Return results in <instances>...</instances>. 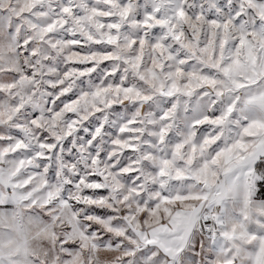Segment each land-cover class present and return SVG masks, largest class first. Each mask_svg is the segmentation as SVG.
Listing matches in <instances>:
<instances>
[{
	"label": "snow or ice",
	"instance_id": "obj_1",
	"mask_svg": "<svg viewBox=\"0 0 264 264\" xmlns=\"http://www.w3.org/2000/svg\"><path fill=\"white\" fill-rule=\"evenodd\" d=\"M0 264H264V0H0Z\"/></svg>",
	"mask_w": 264,
	"mask_h": 264
}]
</instances>
